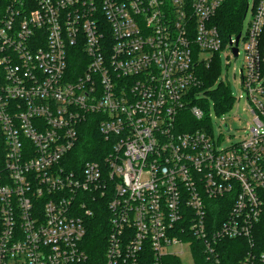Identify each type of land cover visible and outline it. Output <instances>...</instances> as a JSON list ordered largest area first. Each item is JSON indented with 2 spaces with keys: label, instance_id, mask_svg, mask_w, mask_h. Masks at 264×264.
<instances>
[{
  "label": "built area",
  "instance_id": "built-area-1",
  "mask_svg": "<svg viewBox=\"0 0 264 264\" xmlns=\"http://www.w3.org/2000/svg\"><path fill=\"white\" fill-rule=\"evenodd\" d=\"M224 1L0 0V264H184L185 247L234 264L227 239L264 264V0L237 43L215 24ZM226 46L253 120L221 149L201 69ZM92 115L109 147L76 160Z\"/></svg>",
  "mask_w": 264,
  "mask_h": 264
},
{
  "label": "trees",
  "instance_id": "trees-1",
  "mask_svg": "<svg viewBox=\"0 0 264 264\" xmlns=\"http://www.w3.org/2000/svg\"><path fill=\"white\" fill-rule=\"evenodd\" d=\"M256 1V0H255ZM249 0H225L222 7L219 9L215 17V24L223 38L229 40L230 37L242 33L243 20L246 16ZM84 51L82 48L73 47L69 55V64L72 72L77 75L81 70ZM220 57L217 54L215 61L211 68L201 69V76L203 79L202 91L206 93V98L200 104L207 107L208 97H212L215 102V107L219 112H226L233 106V94L230 85L223 83L221 87L216 90H209L221 74ZM98 120L95 115L89 117L84 123V134L81 136V141L72 150L71 156L76 160H102L105 156L106 150L109 147L106 144L103 136L99 133L97 124ZM102 215L96 214L93 217L89 231H88V248L95 254L96 252L104 254L105 251V237L107 231L103 228ZM225 246L229 251L228 254L236 251V259L239 260L242 253L246 249V241L244 239H227ZM229 254V255H230ZM237 260L234 264H237ZM203 264V263H199Z\"/></svg>",
  "mask_w": 264,
  "mask_h": 264
},
{
  "label": "rangeland",
  "instance_id": "rangeland-1",
  "mask_svg": "<svg viewBox=\"0 0 264 264\" xmlns=\"http://www.w3.org/2000/svg\"><path fill=\"white\" fill-rule=\"evenodd\" d=\"M254 0H249V9L243 20L242 35L244 36L248 29V24L251 20ZM240 48L243 49V41L240 43ZM243 51V50H242ZM244 53L239 57H234L230 53V48L226 46L220 52V68L221 74L209 90H216L223 83L230 85L233 96L236 98L232 108L226 112H219L215 107L214 99L208 97V114H210L212 122V131L216 139L220 138V148H228L233 144L240 142L247 134L252 126L253 116L250 112L246 98L238 99L240 95H245L241 87L240 68L243 65ZM227 124L228 128L224 126ZM184 264H192L193 258L187 247L184 248L182 254ZM201 263V262H199Z\"/></svg>",
  "mask_w": 264,
  "mask_h": 264
},
{
  "label": "water",
  "instance_id": "water-1",
  "mask_svg": "<svg viewBox=\"0 0 264 264\" xmlns=\"http://www.w3.org/2000/svg\"><path fill=\"white\" fill-rule=\"evenodd\" d=\"M240 36H241V33H239L237 36H236V43L238 42V40L240 39ZM231 38V37H230ZM234 52H235V54H237V52H238V48H234Z\"/></svg>",
  "mask_w": 264,
  "mask_h": 264
}]
</instances>
